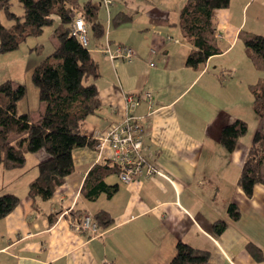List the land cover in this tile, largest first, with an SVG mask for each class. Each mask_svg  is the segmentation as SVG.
<instances>
[{
  "label": "crops",
  "instance_id": "crops-1",
  "mask_svg": "<svg viewBox=\"0 0 264 264\" xmlns=\"http://www.w3.org/2000/svg\"><path fill=\"white\" fill-rule=\"evenodd\" d=\"M185 1L172 4L175 17H167L172 8L164 5L158 16H145L138 27L132 26L135 17L122 10L130 19L118 26L111 24L108 10L99 16L106 34L91 38L88 49L98 67L99 108L81 127L94 147L72 150L73 171L46 201L33 202L27 195L37 163L47 158L44 150L26 154L20 168H0V189L19 197L15 208L0 218V264H167L178 242L206 252L210 264H264V185H255L247 197L237 184L254 133L248 122L259 121L248 85L264 80V71L249 62L243 41L237 44L256 33L250 27L242 34L249 15L257 18L264 11V0H230L228 7L215 10L213 35L220 52L196 68L185 63L192 46L178 26ZM105 42L128 45L136 55L128 61L110 60L101 52ZM144 91L150 92V102L141 100L127 109L125 93ZM21 101L17 113L31 114L28 106L19 109ZM42 111L38 102L36 119H31L37 120ZM127 112L138 118L147 160L169 179L155 176L124 183L111 174L105 181L116 185V192L89 201L81 193L87 172L95 163L110 161L109 145L100 150L95 135ZM237 118L246 121L247 132L227 152L219 143V130ZM230 203L240 211L235 221L226 212ZM100 209L108 211L113 222L99 236L90 237L71 225L79 218H73L72 211L83 215ZM216 220L227 222L218 235L212 228ZM248 243L261 250V260L247 251Z\"/></svg>",
  "mask_w": 264,
  "mask_h": 264
},
{
  "label": "trees",
  "instance_id": "trees-1",
  "mask_svg": "<svg viewBox=\"0 0 264 264\" xmlns=\"http://www.w3.org/2000/svg\"><path fill=\"white\" fill-rule=\"evenodd\" d=\"M23 9L21 15L10 11L11 0H0V15L11 21L9 26L0 21V53L14 51L28 36L42 33L54 18L59 23L54 29L58 39L52 52L36 64L31 71V81L37 89L43 111L33 121L29 113H17V102L26 94L22 83L6 79L0 82V168L12 170L25 164L26 154L44 150L47 158L37 163V175L29 183L27 195L32 199L46 201L73 171L72 150L78 147H94V140L86 136L82 123L88 115L99 108L97 86L98 67L87 46L82 45L73 33L75 17L84 19L88 36L99 40L106 34L105 25L99 19L100 3L86 0H18ZM230 0H186L178 14V26L183 38L191 44L185 63L196 68L220 52L214 41L213 13L226 8ZM130 17L122 11L111 17V24L121 25ZM125 45V44H124ZM128 46V45H127ZM245 54L252 66L264 71V35L252 33L243 40ZM252 110L256 116H264V81L248 85ZM247 132V123L235 119L222 126L218 140L227 152L235 149L238 139ZM119 167L111 160L95 163L87 172L82 187V195L89 201L100 194L111 197L116 185L107 184L105 178L117 174ZM238 186L250 197L254 186L264 185V126L257 128L242 165ZM19 202V197L10 192L0 194V218L11 212ZM226 212L232 221L240 216L236 204L230 203ZM82 215L71 212L74 218ZM100 231L109 227L113 218L106 210L91 214ZM78 218V219H79ZM50 219V223H52ZM227 222L216 220L212 224L215 234H220ZM247 251L261 260V250L246 244ZM167 264H210L208 255L182 242L176 245V253Z\"/></svg>",
  "mask_w": 264,
  "mask_h": 264
},
{
  "label": "rangeland",
  "instance_id": "rangeland-1",
  "mask_svg": "<svg viewBox=\"0 0 264 264\" xmlns=\"http://www.w3.org/2000/svg\"><path fill=\"white\" fill-rule=\"evenodd\" d=\"M79 1L83 2L86 0ZM175 1L176 0H111V3L108 5V11L110 15H114L121 10L130 13L135 17L132 26L138 27L142 24L140 20L145 16H158V13H160L158 10H164V5H169L172 8L169 9L168 14H166L167 17H175L177 12L175 13L174 5H172ZM92 2H100L98 9L99 16L101 14L104 16L107 14V10L103 5L102 0H92ZM10 11L14 12L16 15H21L23 13V9L18 0H11ZM162 14L163 13L160 15ZM138 16H140L139 19L137 18ZM256 16L257 18H254L249 15L247 25L243 29L242 34L247 33L249 28L253 27L256 33L264 35V11L260 10ZM53 18V22L50 25L45 26L41 34L26 37L14 51L0 53V82L6 79H11L14 82L22 83L26 86V94L22 98L19 109L28 106L32 119H36L34 112L40 101L38 99L37 89L31 81V71L33 66L38 64L52 52L55 47L54 42L58 43V39L54 34V29L59 23V18L55 15ZM0 21L5 26H9L12 23L5 19L2 14L0 15ZM242 41L243 40L241 39L239 40L237 47L242 46ZM92 44L93 41L91 40V37L88 36L87 48H91ZM257 120L262 121L261 127H263L264 116H257ZM258 122H248L249 130L255 131ZM3 191L4 190L0 189V194L4 193Z\"/></svg>",
  "mask_w": 264,
  "mask_h": 264
},
{
  "label": "built area",
  "instance_id": "built-area-1",
  "mask_svg": "<svg viewBox=\"0 0 264 264\" xmlns=\"http://www.w3.org/2000/svg\"><path fill=\"white\" fill-rule=\"evenodd\" d=\"M102 3L108 10L111 0H102ZM72 30L79 42L86 46L88 44V31L81 16L75 17ZM101 52L110 60L119 58L128 61L136 55L135 50L130 46L124 44L110 46L108 42L102 45ZM150 52L155 53V50L151 48ZM150 65L152 66L153 63ZM124 100L126 108L131 109L141 100L150 102L151 94L148 91L128 92L125 93ZM137 120V117L127 112L120 122L110 125L104 132L95 135L98 140L97 147L101 150L104 144L109 145L110 160L119 167L117 175L124 183L155 176L169 179V176L155 162L147 160L144 153L147 147L144 145L139 132ZM71 225L78 231L86 232L90 237L101 234L97 223L89 213L83 214L77 220H72Z\"/></svg>",
  "mask_w": 264,
  "mask_h": 264
}]
</instances>
